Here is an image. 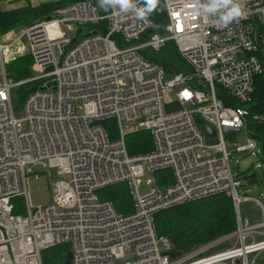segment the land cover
<instances>
[{"label": "built area", "instance_id": "1", "mask_svg": "<svg viewBox=\"0 0 264 264\" xmlns=\"http://www.w3.org/2000/svg\"><path fill=\"white\" fill-rule=\"evenodd\" d=\"M159 1L164 32L146 13L147 0H129L127 8L116 0H80L31 22L12 44L0 43V264H44L43 252L62 244L69 245L71 264H256L249 255L264 250V205L237 191L226 136L247 128L249 117L264 121V110L249 108L264 70V0H245L246 15L227 26L221 23L226 8L210 10L214 0ZM152 28L157 31L144 38ZM24 39L40 72L15 82L6 74V53L27 51ZM168 41L191 67L171 80L141 54ZM28 82L38 87L17 118L12 90ZM218 88L241 106L225 104ZM166 90L174 100L165 101ZM196 116L215 129L214 143ZM104 121L116 122L117 135ZM139 130L151 133L153 149L132 155L125 136ZM234 149L259 157L251 136ZM38 164L71 176L54 184L44 206L29 196ZM160 171L171 182L148 178L150 190L140 194L145 175ZM122 181L134 202L129 215L96 193ZM225 191L239 206L255 201L263 220L249 225L238 212L236 241L223 252L198 258L205 246L177 260L167 255L173 246L157 234L156 214ZM16 197L26 200L25 215L15 213Z\"/></svg>", "mask_w": 264, "mask_h": 264}, {"label": "trees", "instance_id": "2", "mask_svg": "<svg viewBox=\"0 0 264 264\" xmlns=\"http://www.w3.org/2000/svg\"><path fill=\"white\" fill-rule=\"evenodd\" d=\"M76 1L80 0H51L38 5L29 3L26 6L8 10H3L0 7V31L4 32L8 27L27 26L37 19L48 18L56 8ZM143 6L148 16L157 25L158 31L164 32L165 17L158 5L155 8L148 9L147 2H145ZM103 25L94 27H102ZM141 54L144 58L159 64L164 69L166 77L171 78L175 74L191 71L190 65L183 59L174 41H168L159 51L145 49L141 51ZM22 59L25 62H18L16 67L10 69V73L6 69L7 76L15 82L32 77L28 65L24 64L29 62V59L33 60V58L27 56ZM193 84L195 83L193 82ZM22 85L27 86V90L25 89L21 93L26 97L36 89V83L34 82ZM22 85L21 87H23ZM254 86L253 101L249 108L252 111L260 112L264 110V70L255 78ZM217 92L225 104L231 103L233 106H241V104L233 101L222 88H218ZM177 107L176 104L171 105V108ZM167 109H170V106ZM109 122L112 121H104L102 125L105 127L106 123ZM247 129L250 133L249 136L257 141L260 150L264 153V121L258 122L249 117ZM126 144L128 152L132 155L147 153L153 147L151 133L146 130L132 132L126 135ZM155 176L159 185L162 184V179H165L167 183L171 182V175L167 171L157 172ZM248 180H250L249 183H254L257 177L252 175ZM107 188L108 191L104 198L111 201L119 213L123 215L133 213L134 203L127 184L123 186L118 183ZM12 202H14V199H12ZM15 213L19 214L16 206ZM155 226L157 234L167 237L172 243L173 248L170 254L175 259L185 252H192L236 231L237 216L232 196L225 191L198 201L183 203L160 211L155 216ZM64 246L55 251L52 250L53 248L45 250V255H43L44 264H65L67 252L70 248L67 245Z\"/></svg>", "mask_w": 264, "mask_h": 264}, {"label": "rangeland", "instance_id": "3", "mask_svg": "<svg viewBox=\"0 0 264 264\" xmlns=\"http://www.w3.org/2000/svg\"><path fill=\"white\" fill-rule=\"evenodd\" d=\"M27 26L13 27V28L8 27V29H6L4 32L0 31V43L8 44V45L12 44ZM80 37H82V35ZM23 41H25L27 51L22 53V52L16 51L15 49L14 53L11 54L10 52V54L6 57L5 69H7L9 73H10V69L12 67H16L18 62L20 63L25 62V60L22 58L27 57V56L31 57V55H29V49H28L29 43L27 42L26 39H24ZM24 65H28L31 76H35L39 74L40 71L36 67L34 60L29 59V62H26ZM2 75H3V66L0 62V81L2 79L1 78ZM27 84H31V83H27ZM25 89L27 90V86L24 85L23 87L21 86L15 87L12 90L14 114L17 118H22L24 116V104H25V100L27 97L23 96L21 93H23V90ZM175 97H176V94L174 91H168V90L164 91V98L166 102L174 100ZM105 128L109 132L113 133V135H117L116 134L117 124L115 121L106 123ZM249 134H250L249 130L246 128L240 132L227 134L226 141L228 145V150L229 152H231L230 164H231V168H232L235 179H237L240 183L238 187L239 193L242 195L246 194L251 197L258 198L261 200V202L264 205V153L262 151H259V157L256 158L250 153L249 150L237 151L236 149H234V145H233L234 143L245 144ZM258 163L261 164L260 168H257ZM32 170L34 173L38 174V176H34V174L30 175V179H29V196H30L31 202L35 206H38V205L44 206V205L51 203L52 198H53V187L57 181L59 180L70 181L71 180L70 175H67V174L60 175L58 173V168L52 167L49 164H47L46 167L41 166L39 164L32 165ZM252 175H255L257 177V180L254 183H249L250 180H248V178H250ZM155 177H156L155 175L149 174V173L145 175V177L142 179L141 185L139 186L140 194H145L149 192L150 189L146 183V180L148 178L155 180L156 179ZM125 183L126 182H121L123 186H126L127 183L126 184ZM128 188L130 191L129 185H128ZM107 191H108V188L105 187V188H101L97 190L96 193L101 200H106V198L104 197L106 196ZM13 204H15L16 209H18L20 215L26 214L27 202L24 198H21V197L14 198ZM240 212H241V217L243 218V221L244 222L246 221L249 225H256L263 220V216L261 214L260 208L256 204V202L253 200L242 202L240 204ZM221 239L222 237L207 244V245H210L214 243L210 245V248L208 250L204 251L203 254L199 255L198 258L209 256L221 250H225L226 248H231L236 241L235 236H230L222 240ZM260 239L262 240L264 239V237H261ZM216 242H218V244ZM248 242H250V239L248 240ZM64 245L66 244L53 247L52 250L55 251V250L61 249L65 247ZM207 245H204L202 247H205ZM67 247L69 248V245H67ZM202 247H199L198 249ZM198 249H195L193 251H197ZM45 252L43 253V255H45ZM190 253L191 252H185L183 255L175 258L174 260L184 257V255L186 256ZM127 257L128 258L132 257V254L128 253ZM254 257H256V264H259V263L264 264V250L261 252H258L255 254L253 253L249 255L250 260H252Z\"/></svg>", "mask_w": 264, "mask_h": 264}, {"label": "clouds", "instance_id": "4", "mask_svg": "<svg viewBox=\"0 0 264 264\" xmlns=\"http://www.w3.org/2000/svg\"><path fill=\"white\" fill-rule=\"evenodd\" d=\"M123 8H127L129 0H116ZM245 0H214L210 5V10L215 11L218 8L224 7L227 10L221 16V23L223 26H227L233 20H238L246 15L244 9ZM158 0H147L148 9L155 8ZM230 5V7H229ZM139 15L143 16L144 12L141 11Z\"/></svg>", "mask_w": 264, "mask_h": 264}, {"label": "water", "instance_id": "5", "mask_svg": "<svg viewBox=\"0 0 264 264\" xmlns=\"http://www.w3.org/2000/svg\"><path fill=\"white\" fill-rule=\"evenodd\" d=\"M94 2H96L97 0H93ZM158 7L161 9L163 7V4L161 1L158 0ZM81 29L77 31V33L75 34V37L73 38V42L76 41L77 37L79 36ZM156 28H152L149 29L146 34H144V38H148L149 35L154 34L156 32ZM52 85L55 84L54 82L51 83ZM196 122L197 124L200 126V128L205 132V134L208 137V141L211 143L215 142V135H216V131L213 127H211L208 123L204 122L199 116H196ZM224 238V237H223ZM222 240V239H221ZM217 243V242H216ZM71 257H72V253L69 250L67 252V258L65 261V264H71Z\"/></svg>", "mask_w": 264, "mask_h": 264}, {"label": "crops", "instance_id": "6", "mask_svg": "<svg viewBox=\"0 0 264 264\" xmlns=\"http://www.w3.org/2000/svg\"><path fill=\"white\" fill-rule=\"evenodd\" d=\"M45 1H49V0H2L0 3V7L3 10H8V9H14V8L26 6L29 3L32 5H38Z\"/></svg>", "mask_w": 264, "mask_h": 264}, {"label": "bare ground", "instance_id": "7", "mask_svg": "<svg viewBox=\"0 0 264 264\" xmlns=\"http://www.w3.org/2000/svg\"><path fill=\"white\" fill-rule=\"evenodd\" d=\"M102 1V0H101ZM77 2V1H76ZM70 4V3H69ZM65 6V5H64ZM62 7V6H61ZM59 8V7H58ZM57 9V8H56ZM1 46V45H0ZM7 49H5V51H6ZM11 52V51H10ZM10 52H7L6 54L8 55ZM173 77V76H172ZM167 78V80H171L172 78H170V77H166ZM27 79H29V78H27ZM28 83H32V82H28ZM34 83H36V82H34ZM36 87H38V84L36 83ZM177 108H179V106L177 107ZM170 110H172V109H170ZM247 129V128H246ZM203 131V130H202ZM204 132V131H203ZM205 133V132H204ZM125 141H126V136H125ZM127 145V144H126ZM233 145H240V144H236V143H234ZM259 146V145H258ZM260 148V147H259ZM152 149H153V147H152ZM261 151V150H260ZM59 173V172H58ZM60 174V173H59ZM156 174V173H155ZM154 174V175H155ZM60 175H65V174H60ZM156 178V177H155ZM157 180V179H156ZM122 182H126L127 183V181H122ZM119 183H121V182H119ZM116 184H118V183H116ZM128 185H129V183H127ZM130 186V185H129ZM237 189V188H236ZM237 191L239 192V190L237 189ZM230 194V193H229ZM231 195V194H230ZM249 200H251V199H249ZM233 202H234V207H235V212H236V216H237V213L239 212V214H240V216H241V212H240V206L238 205V204H236L235 203V201L233 200ZM159 213V212H158ZM242 218V217H241ZM243 219V218H242ZM238 227V226H237ZM236 231H237V229H236ZM235 231V232H236ZM235 232H233V233H231V234H229V235H226L224 238H222V239H225V238H228V237H230V236H234V234H235ZM264 232V231H263ZM167 238V237H166ZM171 243V242H170ZM212 244H214V243H212ZM212 244H210V245H212ZM217 244H218V242H217ZM171 245H172V243H171ZM210 245H207V246H210ZM226 249H231V248H226ZM225 249V250H226ZM224 250H221V252H223ZM220 252V251H219ZM215 254V253H214ZM167 255H171L170 254V252L167 254Z\"/></svg>", "mask_w": 264, "mask_h": 264}]
</instances>
